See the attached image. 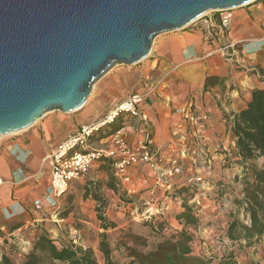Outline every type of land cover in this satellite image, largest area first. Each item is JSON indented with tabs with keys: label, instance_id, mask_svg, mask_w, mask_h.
Instances as JSON below:
<instances>
[{
	"label": "crops",
	"instance_id": "obj_1",
	"mask_svg": "<svg viewBox=\"0 0 264 264\" xmlns=\"http://www.w3.org/2000/svg\"><path fill=\"white\" fill-rule=\"evenodd\" d=\"M231 13V38L246 40L247 56L231 52L230 60H225L214 52L197 26L163 33L155 38L144 62L134 67L114 68L102 77L80 109L70 113L50 111L31 127L0 137V258L3 255L11 258L10 243L19 240L25 245L24 253L16 260L20 261L32 249L40 231H44L40 222L49 220L50 216L58 217L62 199L52 205L49 153L81 125L99 119L133 92L144 95L140 111L147 121L132 118L125 122L126 118L120 117L116 125L133 142L149 135L153 147L165 160L163 167L171 168L170 161L177 158L181 171L163 177L159 171L143 164L133 169L130 182L122 183L115 176L114 168H108L111 160L105 159L92 167L86 180L82 177L77 184L72 182L68 196L77 197L80 190L76 187L84 180H92L93 186L100 183L105 190L109 198L108 212L118 206L125 207L121 191H126V196L134 200H144L143 204L148 205L146 211L165 210L162 205L166 204L167 213L170 208L181 212L177 198L167 196L168 188L187 187L186 178L201 171H207L208 187L200 195L212 197L214 192H219L230 200L241 196L245 181L252 180V168L263 164L262 157L241 160L232 123L234 115L247 106L252 91L264 87V1ZM208 16L219 20L216 12ZM186 107H191L201 119L198 130L183 119ZM107 141L109 137L97 136L92 146L111 147L110 143L105 144ZM184 142L189 147L187 155L182 157L179 153ZM206 158L211 161L210 166L206 165ZM111 174L117 182L115 190L105 184ZM205 199L202 198L204 204Z\"/></svg>",
	"mask_w": 264,
	"mask_h": 264
},
{
	"label": "water",
	"instance_id": "obj_2",
	"mask_svg": "<svg viewBox=\"0 0 264 264\" xmlns=\"http://www.w3.org/2000/svg\"><path fill=\"white\" fill-rule=\"evenodd\" d=\"M256 0H0V136L70 113L115 65L211 11Z\"/></svg>",
	"mask_w": 264,
	"mask_h": 264
},
{
	"label": "rangeland",
	"instance_id": "obj_3",
	"mask_svg": "<svg viewBox=\"0 0 264 264\" xmlns=\"http://www.w3.org/2000/svg\"><path fill=\"white\" fill-rule=\"evenodd\" d=\"M258 2L260 1H253L250 4L234 8L233 11L247 9L256 5ZM144 60L145 58L141 62L133 65L117 64L112 69L117 67H134L144 62ZM98 82L99 80L94 83L93 88ZM109 110L104 113H107ZM125 118V122L132 119V117ZM108 166L109 169H113L111 163ZM257 167L259 168V166ZM203 174L206 175L205 172ZM85 180L80 187H76L80 190L77 197H74V194H71V197L67 194V198L65 195L61 200L59 209L61 210V215L65 213V217L67 218L65 221L58 220L57 218L60 216L58 215L57 218L50 216L49 220L40 222L44 231L59 244L73 242L84 248L90 247L94 250L99 261L103 263V257L99 251V242L101 240V233L106 232L108 241L115 247L113 257L118 259L119 264H127L129 260L126 257L127 251L124 246L125 243L132 245L137 237H142L146 242V246H138L139 249L143 251L153 250L156 249L159 242L164 238L178 234L185 228L183 222L178 218V215L184 210L183 201L185 199L181 189L174 190L171 187L167 191V196L177 198V205H181L183 209L181 212H179V209L175 210L174 208H170L168 210L170 212L167 213L166 204L162 205L165 208L163 213L161 212V205L159 206L160 209H158V212L154 210L146 211L148 205L143 204L144 200L139 201L138 198L134 200L132 197L126 196V191H121L122 196H120L125 203V207L119 208L118 206L115 208V211L108 212L107 206L109 198L106 196L105 190L101 189V184L97 183L93 186L92 180L89 182ZM77 183L78 180L73 181V184ZM87 185L91 186L88 187ZM244 187L245 184L241 189V196H235L232 200L219 192H214L212 197L208 195L203 196L200 193L198 199L201 200L198 205L194 201L191 202L193 198L186 200L197 217L195 227L191 228L190 226L188 229L194 235V240L191 242L194 253L205 257H213L216 261H219L221 257H227L228 259L229 255L232 254L235 259V264H264V235L252 246H246L243 242H239L238 244L232 243L225 235L228 224L234 215L245 223H248V216L238 203L243 198ZM184 188L189 189L188 186H184ZM68 192H70V189ZM95 193L100 197V200L94 198ZM190 193L195 195L197 191L190 188L188 194ZM89 194H91L90 197H88ZM202 198H207L205 199L207 200L205 204ZM102 201L107 202L106 207H102ZM132 202L134 204L128 205ZM210 209L213 211L212 213ZM207 211L209 212L207 213ZM99 215H103L106 221L114 224L115 227L105 231L103 229L104 222L99 219ZM10 249L12 250L11 258L13 261H16L21 258L19 256L20 253H24L23 249H25V245L20 244V241L16 240L10 243Z\"/></svg>",
	"mask_w": 264,
	"mask_h": 264
},
{
	"label": "trees",
	"instance_id": "obj_4",
	"mask_svg": "<svg viewBox=\"0 0 264 264\" xmlns=\"http://www.w3.org/2000/svg\"><path fill=\"white\" fill-rule=\"evenodd\" d=\"M116 122L117 120L101 130L98 137H106L118 130ZM232 133L237 138L236 145L242 161L263 158L262 167L252 168V180L245 181L243 198L238 201L248 216V223L234 215L225 234L232 243L243 242L246 246H252L264 235V87L255 88L247 106L234 115ZM116 183L115 176L110 175L105 184L115 190ZM181 190L185 199L184 210L178 218L185 228L178 234L164 238L153 250L139 249L138 246H146L142 237H137L132 245L125 243L126 257L129 260L127 264H235L232 254L228 259L221 257L216 261L213 257L194 253L191 246L194 235L188 229L190 226L195 227L197 217L186 202L194 194H188L190 188ZM94 198L100 200L96 193ZM106 206L107 202L102 201V207ZM57 212L61 217H65V213L61 215L60 209ZM99 219L104 222L105 231L115 227L114 224L107 222L103 215H99ZM114 249V245L107 239V233H101L99 242V251L103 257L101 263L92 248H84L73 242L59 244L42 231L34 240L32 249L24 254L20 261H13L9 256L3 255L0 264H119L118 259L113 257Z\"/></svg>",
	"mask_w": 264,
	"mask_h": 264
},
{
	"label": "built area",
	"instance_id": "obj_5",
	"mask_svg": "<svg viewBox=\"0 0 264 264\" xmlns=\"http://www.w3.org/2000/svg\"><path fill=\"white\" fill-rule=\"evenodd\" d=\"M233 9L223 11H211L204 16L194 20L189 25L197 26L203 30L205 40L214 47V52L220 54L225 60H230L231 52L242 53L247 56L246 40L234 41L231 38L232 12ZM219 14V20L208 16L210 13ZM187 25V26H189ZM264 41V37H263ZM142 93L133 92L125 99L118 102L107 113L99 119L88 124L81 125L74 133L68 135L59 142L47 156L51 166L50 198L52 205H56L69 191L70 185L74 180H78L87 175L92 167L105 159L111 160L115 176L122 182L131 181V172L139 165H148L155 171H159L163 177L172 176L175 172L181 171L179 159L173 158L170 161L171 168L163 167L165 160L160 151L152 145L150 136L136 141H130L126 137L122 128L112 134L102 137L110 138L111 147L96 148L92 146V140L99 135V132L108 127L120 117L140 118L143 122L147 117L140 111L143 102ZM183 119L187 124L193 125L197 130L201 127V119L195 115L191 107H186L182 113ZM100 138V139H102ZM175 143H172L174 146ZM189 147L185 142L180 151V156H186ZM176 150V147H174ZM204 153H206L204 151ZM206 165L210 166L211 161L206 158ZM201 171L194 173L186 178L189 188L197 191L192 197L198 205V197L208 187L207 177ZM163 213V209H161Z\"/></svg>",
	"mask_w": 264,
	"mask_h": 264
},
{
	"label": "bare ground",
	"instance_id": "obj_6",
	"mask_svg": "<svg viewBox=\"0 0 264 264\" xmlns=\"http://www.w3.org/2000/svg\"><path fill=\"white\" fill-rule=\"evenodd\" d=\"M20 131H22V130H20ZM20 131H15V132H12V133H9V134H6V135H2V136H0V137H5V136H7V135H11V134L19 133Z\"/></svg>",
	"mask_w": 264,
	"mask_h": 264
}]
</instances>
